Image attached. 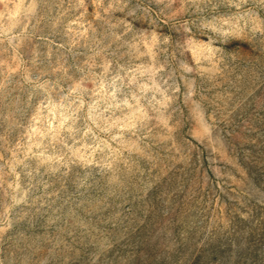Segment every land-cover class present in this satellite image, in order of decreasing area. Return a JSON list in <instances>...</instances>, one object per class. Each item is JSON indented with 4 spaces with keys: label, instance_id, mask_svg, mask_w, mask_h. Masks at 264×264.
I'll return each instance as SVG.
<instances>
[{
    "label": "rangeland",
    "instance_id": "rangeland-1",
    "mask_svg": "<svg viewBox=\"0 0 264 264\" xmlns=\"http://www.w3.org/2000/svg\"><path fill=\"white\" fill-rule=\"evenodd\" d=\"M0 264H264V0H0Z\"/></svg>",
    "mask_w": 264,
    "mask_h": 264
}]
</instances>
